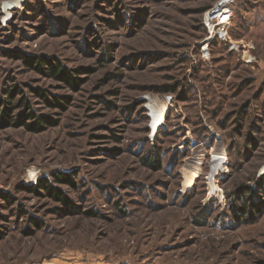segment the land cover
Returning <instances> with one entry per match:
<instances>
[{"label": "rangeland", "instance_id": "obj_1", "mask_svg": "<svg viewBox=\"0 0 264 264\" xmlns=\"http://www.w3.org/2000/svg\"><path fill=\"white\" fill-rule=\"evenodd\" d=\"M14 1L0 0V264H264V0L230 4L227 36L207 23L222 0ZM31 112L52 124L26 128Z\"/></svg>", "mask_w": 264, "mask_h": 264}, {"label": "trees", "instance_id": "obj_2", "mask_svg": "<svg viewBox=\"0 0 264 264\" xmlns=\"http://www.w3.org/2000/svg\"><path fill=\"white\" fill-rule=\"evenodd\" d=\"M33 66L36 67L37 71L44 73L45 75H47V76H49L55 80L62 81L70 87L74 88L75 86H78V83H79L78 78L73 77L71 74H69V72L66 69L63 70L60 63L56 64V63H53L50 61H45L43 59H40V61L37 63V65L35 64ZM78 73H79V71H78ZM172 90H176V89L174 88ZM172 92H175V91H172ZM44 93L45 92L41 91L40 89L37 90V95L45 98L51 106H54V107L64 106L63 102H66V99H63L62 97L56 96V97H54L53 100H49ZM7 105H9V104H7ZM24 105H28V103L26 102L25 99L20 102V106H24ZM10 109H11L10 107L9 108L7 107V109L1 113V116H0L1 120L7 121V122L9 121L10 123L12 122L13 117L11 114L13 112H10V111H12ZM28 116L30 119H34V124L28 125V124L24 123V125L26 126V128L33 129L36 132L42 131V129L45 128V124H47V125L52 124L51 120L47 119L45 116H36V114L32 113V112L29 113ZM148 163H149V161H148ZM39 189H44L48 192L51 191L53 197H56L59 201H64L62 194L54 191V189L48 184V182H44L41 184V182L38 180L37 185L31 187V191H33V192H37V191H39ZM248 208H249V206H248L247 202L244 203L242 210L244 211Z\"/></svg>", "mask_w": 264, "mask_h": 264}, {"label": "bare ground", "instance_id": "obj_3", "mask_svg": "<svg viewBox=\"0 0 264 264\" xmlns=\"http://www.w3.org/2000/svg\"><path fill=\"white\" fill-rule=\"evenodd\" d=\"M236 0H222L220 3L217 4L216 6V11L211 12L208 17H207V23L210 25V30L213 31L212 33L216 32L217 34H222L223 32H226V25L230 23V10L228 9V6L232 3H234ZM11 5H14V8H18L20 6V0H15L14 2L11 3ZM8 14V13H7ZM9 15V14H8ZM214 19L218 20V23L214 22ZM154 116V125L153 128L155 131H157L158 125H160L161 118L157 117L155 114ZM223 157H220L219 155H215L214 163H213V168L211 171L210 175V180L213 176H215L217 171H219V168H221L223 164ZM199 175V172L196 170H193L190 172L189 177L186 180L187 188L188 186L193 185L195 179ZM33 181L29 182L31 184L35 183L36 180L34 178L32 179ZM212 181L214 182V178H212ZM211 181V183H212Z\"/></svg>", "mask_w": 264, "mask_h": 264}, {"label": "built area", "instance_id": "obj_4", "mask_svg": "<svg viewBox=\"0 0 264 264\" xmlns=\"http://www.w3.org/2000/svg\"><path fill=\"white\" fill-rule=\"evenodd\" d=\"M224 33H226V32H223L222 34H224ZM224 35L227 36V33L224 34ZM248 62H249V63H252V59H248Z\"/></svg>", "mask_w": 264, "mask_h": 264}]
</instances>
